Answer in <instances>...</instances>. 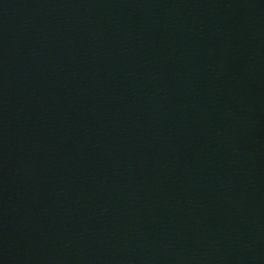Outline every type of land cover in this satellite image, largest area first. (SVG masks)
Listing matches in <instances>:
<instances>
[{
	"label": "water",
	"instance_id": "obj_1",
	"mask_svg": "<svg viewBox=\"0 0 264 264\" xmlns=\"http://www.w3.org/2000/svg\"><path fill=\"white\" fill-rule=\"evenodd\" d=\"M0 264H264V0H0Z\"/></svg>",
	"mask_w": 264,
	"mask_h": 264
}]
</instances>
